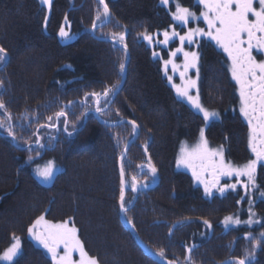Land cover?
<instances>
[{
  "label": "trees",
  "instance_id": "trees-1",
  "mask_svg": "<svg viewBox=\"0 0 264 264\" xmlns=\"http://www.w3.org/2000/svg\"><path fill=\"white\" fill-rule=\"evenodd\" d=\"M105 2L112 18L104 25L97 21L100 27L93 31L98 12L103 20L98 0H51L50 7L39 0H0V47L8 53L6 63L0 64L4 85L0 99L8 107L17 136L13 141L0 129V254L15 236L20 239V253L12 264H51L28 233L44 216L75 226L85 251L98 257L100 264H160L145 254L139 240L154 254L164 248L165 261L176 264H186V246L193 245V264H234L253 251L254 241L245 236L264 232V197L260 196L264 164L259 163L254 174L255 188L246 190V179L226 178L222 185L235 184V190L212 196H205L188 172L175 168L181 143H196L202 128L207 147H222L232 165L242 166L253 158L229 63L210 41L199 43L197 93L207 110L219 114L205 124L203 115L178 99L168 83L161 62L167 52L159 46L150 48L140 35L147 32L153 37L170 28L182 31L171 18L174 2L194 10V0H174L167 6H161L160 0ZM65 16L69 37L62 39L58 33ZM120 31L125 32L129 53L125 80L104 108L106 115L98 117L115 123L122 116L139 126L137 140L122 160L125 199L130 201L128 215L136 235L122 224L118 203L117 160L133 137L131 125L102 124L94 114V98L82 103L85 93L120 85L119 63L122 59L125 63L127 56L119 43L106 38ZM155 51H160V57L153 56ZM62 109L67 125L65 117L54 115ZM149 159L157 169L155 177L147 167ZM49 161L54 162V173L44 182L35 173ZM133 177L137 192L131 190ZM249 208L260 225L224 230L225 217L244 218ZM246 264H264V242Z\"/></svg>",
  "mask_w": 264,
  "mask_h": 264
},
{
  "label": "snow or ice",
  "instance_id": "snow-or-ice-1",
  "mask_svg": "<svg viewBox=\"0 0 264 264\" xmlns=\"http://www.w3.org/2000/svg\"><path fill=\"white\" fill-rule=\"evenodd\" d=\"M257 0H198L199 5L202 6L199 16L193 11H190L188 7H183L177 4L176 11L172 13V20L187 27L191 20H198L203 18L207 28H188V30L180 35L177 31L173 30L171 34L168 31H164L163 41H157L158 43L168 44L169 40L178 37L181 47L176 48L175 51L170 52V57H175L177 53L183 52L184 64L183 70L180 71V78L182 85L178 86L172 82V77H168V81L172 84L173 89L176 92L177 98L180 100H186L189 105L199 113L203 115L205 122H208L210 118H216V112H210L200 102L199 96H193L190 94V89L196 88L197 80L188 76L189 69H196L197 77H199L198 60L199 55L197 52L184 51L183 45L185 42L188 44H198L197 37H205L210 41H213L216 46L221 49L227 56L229 64V72L231 73L232 80L235 81L239 96H240V114L248 123L249 128V140L248 146L251 149L255 159H250L242 167H234L230 162H225L223 156V148L216 150H209L207 147V141L204 139V129L200 130L201 146L203 147V157L208 159L210 157H219V160L211 159V175L213 179L207 180L202 173L192 168V176L194 181L202 184L204 187L205 196L213 195V188H216L221 194H223L228 188L235 190V184H226L221 187L219 185L220 176L231 177L235 175L237 178L241 176L247 177V183L244 184L246 190L255 188V172L257 165L264 162V60H257L253 55V49L257 53H264V0H258V7L255 6ZM41 3L45 6H51V0H41ZM98 3L103 8L101 14L98 12L97 16L93 20L92 29L95 31L97 21L102 24L105 21H109L112 18L108 4L105 0H98ZM170 0H160L161 6H167ZM254 18V19H252ZM118 23V22H117ZM66 27H70L67 16H65V23L61 25L59 29V36L62 39L69 37V31ZM145 41L151 44L152 36L147 32L141 33ZM106 38H110L113 44L119 43L127 56L128 45L125 43V32H112L107 34ZM158 53H153V56H157ZM7 50L0 47V64L7 61ZM172 64L173 71H177L180 67L173 63L171 59L164 61L165 69ZM119 72L123 76L126 73V65L122 59L119 63ZM167 74V73H166ZM3 81H0V88H2ZM119 82L112 84L111 86H105L100 92L85 93V101L87 97L94 98L96 104V113L99 116L106 115L104 107L113 101L111 97L118 94L120 91ZM71 103V102H70ZM0 113H3L4 119H0V129L7 132L8 136L13 141L17 139V136L12 128V117L8 110V107L3 99H0ZM55 117H65L64 123L67 125L68 120L66 118V112L62 109L56 112ZM83 115V113H82ZM116 115L121 116L119 110H116ZM49 121L52 117H47ZM121 121L123 117L121 116ZM127 124L131 125V135L137 134L138 124L134 120H128ZM47 124H42L40 127H48ZM71 135V133H69ZM37 144H39V138H37ZM119 142V141H118ZM29 143V141H25ZM199 147V146H198ZM147 151V148L145 149ZM183 153V149H182ZM123 156H121V160ZM184 165L185 167H192L184 158L183 155L177 159V166ZM54 162H47L42 168H37L36 176L40 180L47 182L51 179L54 173ZM147 167L149 172L155 177L157 173L156 167L149 159ZM239 182V179L238 181ZM127 181L125 179V170L123 163L120 167V193H119V212L126 217V222L132 226V230L135 231V223L128 213L130 211V201L125 199ZM147 185H145L146 187ZM131 190L137 192V179L132 178ZM261 197H264V191L260 193ZM251 204L252 201L249 200ZM254 213L250 209V217L246 222L251 226L253 223H259V220H253ZM44 223V230H38L41 223ZM209 229L212 225L208 220L203 221ZM225 228L230 224L239 225L241 221L238 218L231 216L225 217L223 221ZM29 235L45 250L48 257L51 259V264H100L98 257L89 255L84 248L81 240L77 236V228L75 226L69 227L68 222L51 224L44 220L43 216H40L33 224L28 228ZM169 234H172V229H169ZM14 242L8 247L2 254H0V264H12L14 257H16L20 249V240L18 237H13ZM245 239L254 241L252 244L253 251L246 252L244 258L234 260V264H246V261L252 260L254 256V250L259 246L261 242H264V232H261L259 237H252L250 234L245 236ZM63 249L61 253L59 249ZM193 247H187L189 255L185 257L186 264H193V258L191 253ZM74 253L79 254V260L73 258ZM155 255L159 257L160 261L165 262V249L160 248L155 252ZM166 264H176V261H166Z\"/></svg>",
  "mask_w": 264,
  "mask_h": 264
},
{
  "label": "rangeland",
  "instance_id": "rangeland-1",
  "mask_svg": "<svg viewBox=\"0 0 264 264\" xmlns=\"http://www.w3.org/2000/svg\"><path fill=\"white\" fill-rule=\"evenodd\" d=\"M41 2V0H39ZM170 1H174V0H170ZM194 3L196 5V8L194 10L190 9V11H193L197 16H199L200 14V11L202 10V6L199 5L198 3V0H194ZM43 5V4H42ZM45 6V5H43ZM174 6H175V9L172 13H174L176 11V6H177V3L174 2ZM171 18H172V15H171ZM174 21V20H173ZM175 24H178L179 27H182V31L180 29H176L175 31H177L180 35H183L187 30L188 28H196V27H201V28H207V25L204 23L203 21V18L201 17L200 19L198 20H191L189 21V24L187 27H184L183 25L179 24L178 22L174 21ZM173 31L172 28H170V30L168 31L170 34L171 32ZM163 32H159L157 34H154V36L152 37V43L149 44L148 41L147 44L149 45L150 48L154 49L155 46H159L160 48H162L163 50H165L167 52V55H166V58L165 59H161V62H162V68H163V73L165 74V76L167 77V80H168V77L171 76L172 77V82L178 86H181L182 85V81H181V78H180V71L183 70V64H184V56H183V52H180V53H177V55L175 57H170V52L172 51H175L176 48L178 47H181V44H180V41H179V38L178 37H174L172 39L169 40L168 44L165 45L163 43H158L157 41H163L164 40V37H163ZM200 38H203V37H197V39H200ZM205 38V37H204ZM213 42V41H212ZM214 43V42H213ZM173 44V45H172ZM215 44V43H214ZM171 45V46H170ZM195 46L196 44H188L187 42H185V44L183 45V49L184 51H190V52H196L195 50ZM155 53H158V55L156 57H160V51H155ZM155 57V56H154ZM171 59L173 61V63H175L176 65H179L180 67L178 68L177 71H173L172 69V64H169L167 66V69H165V65H164V61H167ZM198 64H199V60H198ZM230 64V63H229ZM229 67V66H228ZM167 73V74H166ZM231 75V73H230ZM188 76L191 77L192 79H196L197 80V73H196V69H189L188 71ZM123 79V78H122ZM231 80H232V77H231ZM234 81V80H233ZM169 83V81H168ZM172 86V84H170ZM173 88V87H172ZM174 90V89H173ZM175 92V90H174ZM239 93V92H238ZM176 94V92H175ZM190 94L193 95V96H197L198 93H197V86L196 88H192L190 89ZM186 103L187 101L184 100ZM239 102H240V96H239ZM240 110V109H239ZM197 111V110H196ZM214 112V111H212ZM217 113V112H216ZM218 114V113H217ZM219 118V114L217 115L216 118H210V120L208 122H205V124L211 122L212 120H217ZM243 118V116H242ZM243 120L247 123V121L243 118ZM205 139V137H204ZM199 146V147H198ZM179 152L177 154V157H176V162H175V168L178 169V170H184L186 172H188L191 176H192V168H195L197 172L199 173H202L203 176L211 181L213 179L212 175H211V166H210V160L211 159H215V160H219V157H210L208 159H204L202 158L203 157V147L201 146V139H199L196 143L192 144V145H188L187 143H181V146L179 147ZM182 149H183V153H182ZM209 150H216V149H211L208 147ZM252 153V151H251ZM183 155V158L192 166V167H185L183 164L180 165L179 167L177 166V159L179 157H181ZM253 155V153H252ZM252 159H255V156L253 155V158ZM224 160L225 162L226 161V158L224 157ZM262 164H264V162H261ZM245 165V164H244ZM234 166V165H233ZM243 166V165H242ZM242 166H234V167H242ZM43 166H41L42 168ZM258 167V165H257ZM257 169V168H256ZM193 178V176H192ZM226 178H236L237 177L235 175L231 176V177H228V176H220L219 178V185L217 187H221V186H224L222 185V181H224V179ZM238 179H246L247 181V177L246 176H241L239 177ZM194 180V179H193ZM194 183L201 187L203 190H204V187L202 184H199L197 183L196 181H194ZM213 191V194L218 192L220 193L219 191L216 190V188H213L212 189ZM226 192V191H225ZM221 194V193H220ZM251 212L253 213V211L251 210ZM255 216V215H254ZM44 217V216H43ZM249 217H250V208L246 210V213H245V216L244 218H241V217H237L240 221H241V226L243 227H248V228H253L255 226H258L260 225V220H259V223H253L251 224V226H249L248 223H246L248 220H249ZM39 218V217H38ZM37 218V219H38ZM44 220L51 223V224H58V223H63V222H52V221H49L48 219H45L44 217ZM253 220H258L256 218H254ZM239 225H233V224H230L229 226H239ZM68 226L69 227H72L69 223H68ZM224 226V230H227V228H225V225ZM38 230L40 231H43L44 230V223L42 222L41 225L39 226ZM260 233L256 234L257 237H259ZM30 238L35 241L31 236ZM20 240V239H19ZM14 242V240H13ZM11 246V245H10ZM9 246V247H10ZM5 251V250H4ZM3 251V252H4ZM20 251V249H19ZM17 253L16 257L19 255V252ZM59 251L62 253L63 252V249L61 247V249H59ZM2 252V253H3ZM15 258V257H14ZM73 258L75 260H79V254L78 253H74V256Z\"/></svg>",
  "mask_w": 264,
  "mask_h": 264
},
{
  "label": "water",
  "instance_id": "water-1",
  "mask_svg": "<svg viewBox=\"0 0 264 264\" xmlns=\"http://www.w3.org/2000/svg\"><path fill=\"white\" fill-rule=\"evenodd\" d=\"M107 22H108V21H105L103 24L101 23L100 25H104V24H106ZM100 25L97 26V27H100ZM128 58H129V53L127 52V58H126V61H125L126 68H127V65H128V64H127V62H128ZM125 75H126V74L123 75V79H122V81H121V83H120V85H119L120 89L123 87V83H124V80H125ZM113 99H114V96L111 97V100H113ZM109 105H110V104L106 105V107H104V108L107 109V108L109 107ZM94 114H95L96 118L99 119L98 114H97L96 112H95ZM99 121H100L102 124H105V125L115 126V125H119V124H126L128 120H126V121H119V122H115V123H110V122H107V121H102L101 119H99ZM138 132H139V128L137 129V134H136L135 136H133V137L127 142V144L124 146V148H123V152H122V154L119 156V158H118V160H117V161H118V170H119V172H120L121 163L123 162L122 160H123L124 157L126 156L127 151H128V148L131 146V144H132L133 142H135V141L137 140L136 138H137ZM121 156H123V159H122V160H121ZM156 184H157V181L155 182L154 185H156ZM120 215H121V219H122V224H123V225H124V226H125L130 232H132L134 235H136L135 231L132 230V226H130L129 224H127L124 215H123L122 213H120ZM139 244H140V246L143 248V251L145 252V254H146L147 256L151 257L153 260L157 261V262L160 263V264H166V261H165V262L160 261L159 257H157L154 253H151V252L148 250V248L145 247L143 243H141L140 240H139Z\"/></svg>",
  "mask_w": 264,
  "mask_h": 264
},
{
  "label": "flooded vegetation",
  "instance_id": "flooded-vegetation-1",
  "mask_svg": "<svg viewBox=\"0 0 264 264\" xmlns=\"http://www.w3.org/2000/svg\"><path fill=\"white\" fill-rule=\"evenodd\" d=\"M255 6L256 7H258V0H257V2H256V4H255ZM252 19H254V18H252ZM202 40H205V41H210V40H208L207 38H200V39H198V41H199V43L202 41ZM217 49H219L217 46H216V44H214L212 41H210ZM199 43L198 44H196V46H195V50H196V52L198 53V55H199V50H198V45H199ZM221 50V49H220ZM222 51V50H221ZM222 53L224 54V56H225V58L227 59V56L225 55V53L222 51ZM253 55L257 58V60H264V53H257L256 52V50L255 49H253ZM228 61V60H227ZM228 63H230L229 61H228ZM235 82V81H234ZM236 84V83H235ZM197 87H198V77H197ZM236 91H237V93L239 92L238 91V87H237V85H236ZM238 100H239V93H238ZM239 113H240V110H239Z\"/></svg>",
  "mask_w": 264,
  "mask_h": 264
}]
</instances>
